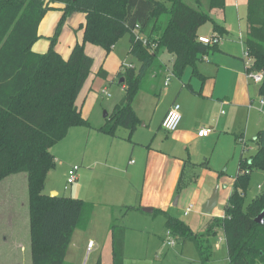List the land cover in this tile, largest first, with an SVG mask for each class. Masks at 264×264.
<instances>
[{"label": "trees", "instance_id": "obj_1", "mask_svg": "<svg viewBox=\"0 0 264 264\" xmlns=\"http://www.w3.org/2000/svg\"><path fill=\"white\" fill-rule=\"evenodd\" d=\"M55 4L64 6L62 18L49 50L38 54L33 47L40 40L39 28L46 15L55 10ZM225 6L226 0H0V183L11 176L28 175L35 239L32 264H67L74 232L88 227L94 211L92 203L45 193L48 174L56 166L52 149L70 129L90 127L77 106L94 66L85 45L110 52L126 35L130 36L129 54L140 66L136 71L121 65L117 77L124 78L121 86L125 87V95L99 130L116 137L118 129L125 128L131 140L141 123L133 102L144 89L148 71L153 67L156 70L161 51L174 58V76L181 79L191 68L194 77L203 79L198 63L218 51L219 43H202L199 30L212 23L213 35L224 38L228 32L213 19L212 12ZM74 12L85 15L80 28L83 44H76L70 57L64 59L56 50L57 38ZM247 23L244 46L254 60L253 70L264 72V0H248ZM97 76L107 80L109 74L101 68ZM186 87L193 92L191 85ZM259 95L264 101V81ZM256 141L261 150L250 165L240 161L223 217H213L214 223L204 231L194 232L165 211L153 213L165 218L166 229L177 241L195 246L201 264H212V241L221 233L228 264H264V223L256 222L264 213V194L249 205L244 199L249 169L264 168V130ZM236 142L244 144L243 133L236 135ZM204 165L208 167V161ZM185 175L182 173L178 193L190 183ZM131 210L134 208L129 207L126 213ZM126 232L123 219H116L111 226L114 264H124Z\"/></svg>", "mask_w": 264, "mask_h": 264}, {"label": "rangeland", "instance_id": "obj_2", "mask_svg": "<svg viewBox=\"0 0 264 264\" xmlns=\"http://www.w3.org/2000/svg\"><path fill=\"white\" fill-rule=\"evenodd\" d=\"M54 13L61 15L60 12L51 11L49 13L51 15L48 16L45 22V25L50 24L45 33L53 34L52 36L55 35L54 27L57 23L54 25ZM84 23V13L74 12L59 32L56 50L64 59L70 57L76 44H83V32L80 28ZM245 23L246 25L248 24L247 8ZM212 28V23H207L200 28L199 33L210 36ZM237 30L239 31V27H237ZM246 30L247 27H241L243 39L247 36ZM40 39L44 40V38ZM241 42L240 36L239 38L237 37L236 47L239 50ZM129 49V35L121 39L110 52L89 43L85 45V53L94 59L92 73L77 99V106L86 120L90 118L92 122L97 124L100 121L106 122L113 113L114 107L125 95V91L121 86L125 81L121 83V79L119 80L117 77L121 65L124 64L126 68L133 66L136 71L140 66L138 61L129 54ZM161 60L165 62L168 69L165 67L164 70L165 65ZM173 61L174 59L170 54L161 51L156 70L155 67L151 68L148 71V76L143 81V90L155 85L156 91L155 95H153L152 105L148 106V101L146 102L143 98V94H140L141 96L136 99L134 104L135 110L139 114L145 115L144 121L132 133L131 140H129L130 131L125 128H119L116 137L124 138V143L135 147L137 153H146L148 148H152L172 157L184 158L187 164L194 165L193 171L187 170L186 172L190 183L178 193L173 203L175 204L178 196L186 194L189 189H192V191L187 195H192L196 198L200 192L197 186L199 181H205L206 185H211L210 177L221 176L230 185L231 181L236 178L240 161H246L250 165L252 159L261 150L256 138L264 130V108L262 109L261 106L263 101L259 95L258 85H255L257 88L253 87L252 89V97L255 100V104L250 109L247 107L243 111L234 110L231 105L219 106L217 109L214 102L217 101V98L225 99V94L231 90L229 82L220 80L219 84H216L206 79L204 82L200 81L201 86H196V81L199 80L193 76L191 68L185 71L181 79L172 76L170 85L165 87L164 82L169 71L172 72ZM101 68H104L109 73L107 80L96 78ZM154 72L159 75L154 82L155 84L152 83L154 81L153 77L156 76L155 74L152 75ZM187 85H191L196 93H192L186 87ZM104 87L108 88L110 96L101 94ZM213 87L216 90V94L223 93V95L213 98L205 93L206 90L213 89ZM201 88L203 92L200 91ZM173 94L181 96L179 102H185V104L189 97H193V94H197L196 96L201 95L197 98L196 103H192L191 107H195L197 122H212V126H215H209L211 131L210 139L186 143L174 140L173 133H167L161 128L165 107L171 103ZM159 98L160 100L158 101ZM224 101L222 100L221 103ZM242 131L245 134L244 144H238L236 135ZM218 135L219 137L221 136L220 139H217ZM71 137L68 140L67 135L64 140L52 149L53 154L59 151L61 155L58 156L61 157H57L56 166L48 174L45 193L52 196L51 191L57 192L59 197L85 200V202L94 204L92 217L94 214V218L98 219L99 226H101L103 221H106V215L108 216V213L113 212L111 207L105 206L103 202V191L98 180V177L106 168L101 165L91 170L87 167V163L83 164L85 158L86 162L88 161V156L91 158L90 155L93 148L99 145V142L93 141L92 144L90 142L88 144L86 137L83 139L82 137L76 138V140ZM133 160L137 162L138 157H133ZM206 161H208V167L204 165ZM75 167L80 168L79 179L66 189L68 170ZM249 170V187L244 197L246 205H249L257 197L264 194V168L253 167ZM234 182L235 180L230 189L231 193ZM225 191L222 190V202L216 208V212H222L223 215L225 210V203L223 202ZM186 202H183L181 206L174 207L175 209L172 208L170 211L171 216L192 226V229L197 230L196 233L204 231L207 226L214 223V216H209L210 218H207L204 222H207L206 225L201 229L203 224L201 208H199L197 203L190 202V199ZM131 204H133V201H131ZM189 204H191L192 208L190 214L185 216V211L190 208ZM130 206L133 205H127L126 207L129 208ZM126 210L127 208L121 211L120 217L123 216ZM141 210L137 212L129 211V215H126L125 221L129 230L127 231L128 239L126 240L124 264H201L197 250L191 242H182L176 239L174 246L167 245L168 230L165 227L166 220L163 216L146 215L141 213ZM223 215L215 218H222ZM200 229L201 231H199ZM90 231H75L66 258L67 264H107L109 262L105 254L101 256V251H98L97 245L88 249ZM34 241L28 195V175L23 173L11 176L0 183V264H32ZM212 244L214 246L212 264H228L224 235L221 233L214 238Z\"/></svg>", "mask_w": 264, "mask_h": 264}, {"label": "crops", "instance_id": "obj_3", "mask_svg": "<svg viewBox=\"0 0 264 264\" xmlns=\"http://www.w3.org/2000/svg\"><path fill=\"white\" fill-rule=\"evenodd\" d=\"M247 3L248 0H226V6L224 10H214L212 12L213 19L218 24L224 26L228 34L225 38L221 39L218 45L219 46L218 51L210 53L209 55L204 57V60L200 64L198 63L199 64L198 71L202 75L203 79H199L196 77L199 80L196 81L197 82L196 86L198 85L201 86L200 81L204 82L206 79L211 80L212 83L215 82L216 84H219L220 80L229 82L231 90L230 92L225 94L226 95L225 99H222L225 101L222 103H221L222 101L221 98H217V97H220L221 95H223V93L216 94V90L214 87L213 89L205 91V93H207L211 97L217 98V101L214 102L217 109L219 108V106H229V105L232 106V109L234 110L237 109L239 111L246 110L247 107H249L250 109L255 104V100L252 97V89L253 87H256L255 85H258V90H259L260 84L253 83L247 78L245 65H244L245 38L243 39L242 37L241 27H247L246 31L248 32V24L246 25L245 23ZM54 7L56 8L54 12L57 11L61 13V15L54 13V20H53L54 25L57 22L56 23L57 26L55 25L54 27V31L56 32V29L63 15L62 9L64 6L61 4H55ZM49 13L46 15L39 28L40 38H44V40L41 39L38 40L33 47V51L38 54H44L49 50L51 44L50 40L54 37L52 36L53 34L45 33V30H47L50 26V24L45 25L48 16L51 15ZM237 27H239V31L237 30ZM199 36L207 37V38L213 37V28L210 36H206V34H200V33ZM239 36H240V40L242 41L241 46L239 47L240 50L237 49L236 47L237 46L236 38L237 37L239 38ZM161 62H163V64L165 65L164 67H166L165 62L162 60ZM156 73L154 72L152 73V75L153 74L156 75ZM158 77L157 75L153 77L154 81H152V83H154ZM96 78L99 77L97 76ZM191 88L193 90V92L192 91L191 92L196 93L195 89L192 86ZM104 89H107L108 91L107 87H104L103 90ZM122 89L125 90V87L122 86ZM203 89L201 88L200 91L203 92ZM155 91H156L155 85L147 90L146 89L140 90L133 102V109L141 122L144 121L143 119L145 115L139 114L135 110L134 107L135 101L139 96H141L140 94H143L144 96L143 98L146 100V102L148 101V106H151L153 102V95H155ZM169 94L170 92L168 93V96ZM196 95L197 94H193V97H189V99L186 100L187 103L185 104V102L183 103L179 102L181 100V96L178 95L175 96V94H173L171 103L169 104V106L165 107L164 110L165 114L163 120L167 112L175 103L181 105L182 122L180 124L179 129L175 133H173L174 140H179L186 143H192L196 140L202 141V140L210 139L211 134L207 137H199L198 135L200 130L209 129V126H212L213 123L197 122V119L195 117V112H196L195 107H191L192 103L193 102L196 103L198 100L197 98L201 96V95L199 96ZM160 98L158 99V101L160 100ZM261 106L263 109L264 101L261 102ZM106 117H108V115ZM87 121L89 122L90 127L88 128L75 127L70 129L68 133V140L72 136L71 138L75 140L76 138L82 137L83 139L84 137H86L88 144L89 142L92 144L93 141L99 142V145L94 146L93 151L90 155L91 158L88 156L87 162L85 158L83 160V164L87 163L88 165L87 167H89L91 170H94L95 168L101 165L106 168L104 172L100 174L98 180L100 182V187L102 188L103 191L102 192L103 202L105 203V206L111 207L113 212L108 213V216L106 215V221H103L101 226H99L100 224L98 222V219H96V217L94 218V214H93V217L91 218L88 227L85 230H81V231L87 232L88 230H91L90 240L88 242V249H90L89 244L91 242L94 243V245H97L98 251H101V256L103 254L107 256L109 261L107 262V264H114L113 239L111 233V226L116 219L121 218L123 219L124 226L126 228L128 227L126 225L125 219L129 215L128 214L129 212L126 213L125 211L123 216L120 217L122 214L121 211H123V209L126 208L128 209V207H126L127 205H133L130 206L134 208V210H131L133 212H137L142 208H152L154 209V211L161 210L170 214L172 208L181 206L183 202L187 203L186 201L190 199V202L192 203L195 202L198 204L199 208H201V213H202V206L211 197V195L213 194L212 191L214 192L215 190L212 189L215 187L216 184H218L217 185L219 186L218 205L222 202V190H226L224 192V198H223V202L225 203L226 206L228 198L231 194L230 189L235 179L231 181L230 185L227 184L222 179L221 176L210 177L211 185H206L205 181L203 182L199 181V183H197V186L200 192L196 198L192 195H187L189 192L192 191V189H189L186 192V194L179 195L176 203L173 204L176 196L178 195V186L180 183V178L182 176V173H184L185 175L187 170L188 171L192 170V168L194 167L193 164L191 166L190 164H187L184 158H178L176 156L172 157L170 155H166L160 152L159 150L152 148H148L146 153H141V152L137 153V149L135 147H131V145L124 143L125 142L124 138L110 137L109 135L100 132L99 129L103 127L106 124V122L100 121L97 124L92 122L90 118L89 120L87 119ZM162 122H161V128H162ZM241 133L244 134L243 131L240 132L239 134ZM220 138L221 136L219 137L218 135L217 139ZM58 155H61L59 151H57L56 154H54L56 159L57 157H61ZM133 157H138L137 162L133 160ZM78 173H77V181L79 179ZM222 186L224 189L222 188ZM51 193L52 196L54 197L58 195L57 192L51 191ZM131 201H133V204H131ZM189 205L190 207H192L191 204ZM114 210H116V212H114ZM141 213L146 215H153L154 212L152 214H149V213H144L141 210ZM202 215H203V224L201 226V229L207 223V222L204 223L205 220H207V218H210L209 216L204 215L203 213ZM222 215H223L222 212H216L215 209L212 217L213 216L221 217ZM187 225L192 229V226H190L189 224ZM201 229L199 231H201ZM128 230L129 229L127 228V231ZM192 230L194 232L197 231L194 229ZM127 239H128V232H126V240ZM126 246L127 244L125 245V250H126Z\"/></svg>", "mask_w": 264, "mask_h": 264}, {"label": "built area", "instance_id": "obj_4", "mask_svg": "<svg viewBox=\"0 0 264 264\" xmlns=\"http://www.w3.org/2000/svg\"><path fill=\"white\" fill-rule=\"evenodd\" d=\"M214 37L211 38H207V37H200L199 40L204 43V44H214V43H220L221 38H218L217 36L213 35ZM217 37V38H216ZM142 39V38H141ZM143 40V39H142ZM144 44L147 45L146 40L144 39ZM244 65H245V71H246V76L247 78L252 81L253 83L256 84H262L264 81V72L262 71H255L253 70V66H254V60L251 58V56L249 55V53L247 52L246 48L244 51ZM127 68H133V66H129ZM172 76H174L173 71L168 73L165 82H164V86L168 87L170 82H171V78ZM103 94L110 96V94L108 93L107 89H104L102 91ZM182 122V112H181V105L178 103H175L170 110L167 112L163 122H162V129L165 130V132L167 133H174L176 132L179 127L180 124ZM211 134V131L209 129H203L200 130L198 135L199 137H207ZM79 171L78 167L72 168L68 171V176H67V183H66V189H68V187L70 185H73L76 181H77V173ZM192 207H190L186 212L185 215L187 216L190 212ZM176 244V239L172 236L171 232L168 231V235H167V245L168 246H174ZM94 247V243H90L89 244V248H93Z\"/></svg>", "mask_w": 264, "mask_h": 264}, {"label": "water", "instance_id": "obj_5", "mask_svg": "<svg viewBox=\"0 0 264 264\" xmlns=\"http://www.w3.org/2000/svg\"><path fill=\"white\" fill-rule=\"evenodd\" d=\"M78 1V0H74ZM124 82V79H121V83ZM107 116V115H106ZM54 197V196H53ZM219 203V186H217L211 195V197L206 201V203L202 206V213L207 216H212L214 210L217 208ZM144 213L152 214L154 209L152 208H144L142 210ZM257 223L263 224L264 223V213H262L257 219Z\"/></svg>", "mask_w": 264, "mask_h": 264}]
</instances>
